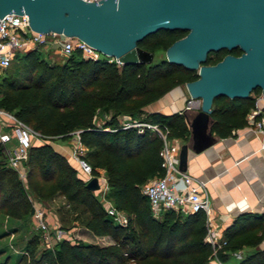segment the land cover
Returning <instances> with one entry per match:
<instances>
[{"label": "trees", "instance_id": "obj_1", "mask_svg": "<svg viewBox=\"0 0 264 264\" xmlns=\"http://www.w3.org/2000/svg\"><path fill=\"white\" fill-rule=\"evenodd\" d=\"M185 33L182 29H158L140 39L137 46L154 53L165 50ZM228 53L239 55L241 49L209 52L205 64H214ZM20 64L27 67L22 80L16 78ZM196 78L195 69L168 62L165 58L148 64L116 65L103 59H84L74 50L62 63L47 64L38 58V48L14 56L0 76V108L13 112L43 135L57 134L65 139L77 131L78 142L85 148L81 159L90 166L92 176H97V168L104 170L106 196L127 217L125 226L114 223L94 197L93 190L85 187V180L63 155L47 142L32 143L27 155L28 176L41 169L42 177L52 181L57 168L62 169L64 176L59 189L70 201L81 206L79 223L94 236L111 238L108 243L97 244L79 239L71 242L63 237L52 249H44L38 264H142L156 257L162 240L164 250L157 258L166 264H209L211 247L204 240V213L179 215L166 211L160 220L154 219L147 197L140 192V185L149 177L162 173L160 139L147 130L138 133L134 127L123 128L117 121L122 113H143L144 107L168 91ZM260 91L255 88L247 97H216L211 131L226 137L244 127L246 115ZM97 113L104 116L101 125L95 121ZM137 119L166 126L171 137L184 139L188 135L184 114L179 111H147ZM1 193L8 198L24 197L17 173L6 164L0 144ZM133 224L156 227L155 239L152 242L141 240L142 231L140 234L135 231ZM255 228L260 229L256 241H261L264 213L240 214L224 230L228 240L224 247L237 248L239 243H247L244 238ZM252 263L264 264V249L249 257L247 264Z\"/></svg>", "mask_w": 264, "mask_h": 264}, {"label": "water", "instance_id": "obj_2", "mask_svg": "<svg viewBox=\"0 0 264 264\" xmlns=\"http://www.w3.org/2000/svg\"><path fill=\"white\" fill-rule=\"evenodd\" d=\"M10 12L25 13L34 31L76 36L121 63L151 61L152 52L137 46L149 33L185 30L164 52L166 61L197 71L183 85L189 98L201 100L196 113L184 115L194 152L216 141L211 131L216 97H247L255 88L264 93V0H0V18ZM236 47L239 55L205 64L209 52ZM187 149L180 145L183 172ZM84 185L97 190L98 178Z\"/></svg>", "mask_w": 264, "mask_h": 264}, {"label": "built area", "instance_id": "obj_3", "mask_svg": "<svg viewBox=\"0 0 264 264\" xmlns=\"http://www.w3.org/2000/svg\"><path fill=\"white\" fill-rule=\"evenodd\" d=\"M27 20L25 13L13 12L0 18V74L10 65L17 53L42 47L50 48L65 57L74 50H78L84 59H103L116 65L121 64L117 58L86 44L76 36H67L55 31H34L29 27ZM192 100V98L187 100V107L190 106ZM260 101H264L262 90L255 95L254 105L246 115V127L264 138V104L261 105ZM119 124L123 128L134 127L138 133L145 130L150 131L161 141L159 165L162 173L149 177L139 187L140 192L148 199L151 215L160 217L166 211L179 215L203 212L206 225L204 239L211 247V254L217 257L218 252L224 248L228 240L222 231L212 226L213 207L206 182L178 168V138L171 137L166 126L141 121L137 118L128 117L121 120ZM44 138L43 134L32 129L13 112L0 108V144L3 146L6 164L20 176L25 169L23 164L27 159L30 145L34 142L41 143ZM78 162L82 171L87 174L86 181L91 177L90 166L83 159H79ZM96 177L99 183L98 190L103 194L107 189L106 178L104 175ZM107 203L105 211L108 216L114 223L125 226L127 224L126 215L110 201ZM32 220L40 233L41 240L47 247H51L66 234L57 225L46 223L44 211L40 207H33Z\"/></svg>", "mask_w": 264, "mask_h": 264}, {"label": "rangeland", "instance_id": "obj_4", "mask_svg": "<svg viewBox=\"0 0 264 264\" xmlns=\"http://www.w3.org/2000/svg\"><path fill=\"white\" fill-rule=\"evenodd\" d=\"M38 58L42 59L47 64H60L65 60V56L60 55L50 48L47 49L44 47L38 48ZM162 58H165L164 50H156L152 53V59L149 63L157 62ZM17 74L16 78L22 80L23 76L27 74V67L20 64ZM1 75L2 74H0V76ZM180 87L184 89V86L181 85L172 90L179 89ZM144 110L145 111L141 114L122 113L118 115V124L121 120H125L128 117L131 119L142 118L145 112H147V108L144 107ZM103 117L101 113H97L95 119L96 123L101 125L104 121ZM152 134L155 135L154 133ZM44 137L43 142L49 143L54 150L63 155L76 169L77 175L85 180L87 174L82 171L78 162L81 156L84 155L85 148L78 143L77 131L71 132L70 136L65 139H62L57 134H44ZM178 140L180 139L178 138ZM134 161L138 162L137 159ZM23 165L25 168L23 174L20 176L17 173V178L20 180L24 189V197L8 198L5 193L0 194V264H38V260H40L41 253L44 249H52V246H54V244H52L51 247H47L41 240L40 233L32 220L33 207H40L43 209L46 223L57 225L66 233L64 237L71 242L79 239L84 242L105 244L111 241V238L108 236L92 235V233L79 223L78 216H80L79 211L81 206L70 201L67 194H61L59 189L64 176L62 169L57 168L53 180L48 181L42 177L41 169L35 170L31 176H28L27 159L24 161ZM96 171L97 176L104 175V170L102 168H97ZM106 191L102 194L98 189L93 190L94 197L103 208L108 204L107 202L110 201L106 196ZM153 218L158 220L161 219V217ZM133 228L135 231H139V234L142 231L140 235L141 240L152 242V240L155 239L157 228H153L151 224H144V226L133 224ZM259 233L260 229L257 231L255 228L244 238L247 243H239L237 248L224 247L218 252L217 257H214L210 253L207 258L208 263L247 264L249 257H253L259 250L264 249V238L261 241H256V237ZM164 245V240H162L157 247L156 257L154 258V256H152L142 262V264H166V261L157 258L158 254L164 250ZM130 263H132L131 260Z\"/></svg>", "mask_w": 264, "mask_h": 264}, {"label": "crops", "instance_id": "obj_5", "mask_svg": "<svg viewBox=\"0 0 264 264\" xmlns=\"http://www.w3.org/2000/svg\"><path fill=\"white\" fill-rule=\"evenodd\" d=\"M171 91L147 106L146 111H179L191 117L199 110L201 100L193 99L187 107V92L181 87ZM212 134L216 141L194 152L189 147L188 127L187 137L179 138L178 154L180 145L186 144L185 171L206 182L213 207L212 226L223 233L240 214L264 213V138L246 125L226 137Z\"/></svg>", "mask_w": 264, "mask_h": 264}]
</instances>
